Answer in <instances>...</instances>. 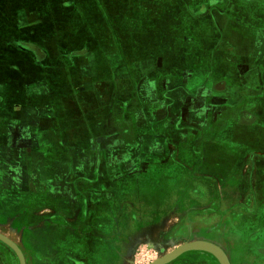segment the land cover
<instances>
[{
	"label": "crops",
	"instance_id": "1",
	"mask_svg": "<svg viewBox=\"0 0 264 264\" xmlns=\"http://www.w3.org/2000/svg\"><path fill=\"white\" fill-rule=\"evenodd\" d=\"M144 2L143 7L150 8V17L156 14L158 7V40L170 41L174 47L169 52L163 51L165 48L159 49L158 54L187 56L186 63L173 62L171 69L189 72L183 76L187 77L188 87L193 86L191 72L203 71L200 74L203 79L194 90L182 85L165 95L158 94L156 102L149 107L152 122L128 126L122 134L146 136L148 139L143 141L162 137L172 151L189 152L186 164L201 168L205 181L217 178L222 183L234 182L230 191L249 192L248 197L256 199L255 210L244 219H240L243 216L239 217L237 211L230 217L235 220L232 235L236 237L232 254L236 262L264 261V255L258 253L259 248L264 247V0ZM64 7L69 9L67 5ZM127 10L131 13L129 8ZM144 12L146 14L147 10ZM153 23L148 22L150 27H156V20ZM16 37L6 38L0 50V212L8 205L9 195L17 198L24 195L21 192L42 191L48 205L83 213L85 208L89 209L86 203L90 200L93 211H88L94 215L105 214L111 205L114 206L110 197L111 191L115 193L114 182L124 183L122 196L125 198L128 196L125 188L130 190L128 185L133 181H158L156 175L147 178L131 172L124 180L115 181L112 175L100 174L103 164L98 160L96 172L83 177L82 171L77 169L80 160L72 157L83 149L84 133L89 140H97V134L104 128L114 130L112 121L116 114H122L123 119L128 120L132 114H142L134 107L138 103L140 111L144 108L131 94L132 79L122 78L116 82L112 73L114 66L110 63L40 62L35 61L33 51L32 58L29 56L24 62L20 55L30 51L12 48ZM133 38L142 37L135 35ZM46 39L43 37V42ZM90 39L97 44V40ZM197 40L201 41L202 48H195ZM38 43L39 48L47 50L46 42V45ZM82 44L85 43L81 42L73 49ZM115 44L114 40L104 38L97 47L102 50L99 55L115 53V49L123 46L116 44V48ZM85 50L92 54L98 51L95 48ZM63 51H49L47 57L50 59L52 53L63 55ZM16 55L19 62L13 60L17 59ZM196 55L204 56V59L196 62L190 57ZM9 83L14 87H10L5 95ZM117 85L127 89L115 94ZM86 118H101L107 125L98 127L96 123H90L85 127ZM181 134L184 136L180 137ZM37 150L45 152L47 159L19 158L28 151ZM51 152H58V158L48 159ZM71 152L67 158V153ZM171 161L175 162L174 155ZM22 162L28 163L23 171L19 166ZM157 166L158 163L154 164ZM229 174L234 176L229 177ZM23 176L27 177L26 186ZM41 181H44L43 186H40ZM224 193L227 195L228 190ZM83 195L89 200L85 201ZM154 195L158 196L157 190ZM104 198L106 204H100L99 200ZM223 221L226 230L228 220ZM248 231L252 233L246 236Z\"/></svg>",
	"mask_w": 264,
	"mask_h": 264
},
{
	"label": "rangeland",
	"instance_id": "2",
	"mask_svg": "<svg viewBox=\"0 0 264 264\" xmlns=\"http://www.w3.org/2000/svg\"><path fill=\"white\" fill-rule=\"evenodd\" d=\"M144 1L146 0H0V45L10 36H18L14 41L11 39L12 48L30 51L20 55L22 61L26 62L29 56L32 58L34 52L35 61L40 62L66 61L90 65L110 63L114 66L112 73L116 82L122 78L132 79L131 94L144 108L140 111L138 103L134 107L142 114H132L130 120L123 119L122 114H116L112 121L114 130L104 128L102 133L97 134V140H89V136L84 133L83 149L72 156L80 160L77 169L82 171L83 177L96 172L98 160L103 164L100 166V174L104 172L109 177L112 175L115 181L124 180L130 172L147 178H154L156 175L158 180L155 183L133 181L128 185L130 190L125 188L129 198L122 196L124 183L114 182L115 193L111 191L110 194L114 206L111 205L107 213L97 215L90 212L93 208H90L91 201L87 195L83 197L85 201L89 200L86 206H89L90 211L85 208L83 213L48 205L46 194L42 191L32 194L20 191L24 195L17 198L9 195L6 200L8 205L0 212V227L6 229H0V232L18 244L26 264H151L194 240L217 244L226 252L231 264H240L232 254L236 237L232 235L235 220L230 217L235 211L239 217L243 216L240 219L249 216L257 207L256 199H250L249 192L246 191H229L235 185L234 182L222 183L217 178L205 181L201 168L195 169L186 164L189 152L172 151L162 141V137H150V141H143L146 136L122 134L128 126L152 122L149 107L156 102L158 94L165 95L182 85L188 87L187 77L183 76L189 72L171 69L173 62L186 63L187 56L158 54V7L156 14L150 17V8L143 7L146 4ZM64 5L69 6V9ZM121 6L125 8L121 9ZM154 20L157 26L150 27L148 22L153 25ZM135 35L142 38H133ZM95 36L99 38L95 39ZM153 36L154 39H151ZM43 37L47 38L44 42ZM90 38L97 40V44ZM104 38L123 46L118 49L115 44V53L99 55L102 50L97 47ZM35 41L41 44L46 42L49 45L47 50L39 48V43ZM161 41L162 46L159 48H165L163 51L169 52L174 48L170 41ZM81 42L85 44L73 49ZM194 46L196 49L202 48L201 41H195ZM87 48L98 49L97 54L86 52ZM58 49L65 50L64 54L52 53L48 59V52ZM120 50L137 53H117ZM15 57L17 60H13L18 61V55ZM190 57L196 62L204 59V56L199 55ZM201 72L203 71L191 72L193 86L188 87L189 90L196 89L202 82ZM10 87H14V84L9 83L5 95ZM121 87H114V93L127 89ZM90 123H96L98 127L107 125L101 118L84 119L85 127L90 126ZM232 146L238 147L235 144ZM71 155L72 152L67 153L66 157ZM173 155L175 162H170ZM57 156L58 152H51L48 159L58 158ZM19 158L36 161L47 159L45 152L43 154L38 150L28 151ZM157 163L158 166L154 167ZM25 165L28 163L19 164L22 171ZM232 176L234 175L229 177ZM23 179L26 186L27 177L23 176ZM43 185L44 181H41L40 186ZM226 189L227 195L224 193ZM155 190L158 192L156 197ZM99 201L100 204L107 202L106 198ZM219 207L224 210L223 219L228 220L226 230L224 222L222 230L219 229ZM215 222L216 226L213 227ZM45 225L52 227L42 228ZM251 233L252 231H248L246 236ZM0 264H20L15 250L1 239ZM163 264L221 263L214 254L199 248L186 250ZM247 264H264V261Z\"/></svg>",
	"mask_w": 264,
	"mask_h": 264
},
{
	"label": "water",
	"instance_id": "3",
	"mask_svg": "<svg viewBox=\"0 0 264 264\" xmlns=\"http://www.w3.org/2000/svg\"><path fill=\"white\" fill-rule=\"evenodd\" d=\"M0 239L15 250V252L17 253L20 259V264H26L24 254L16 242H14L12 239H10L8 236H6L1 232H0ZM199 248L205 249L211 252L212 254H214L218 258L221 264H231L228 255L222 248H220L217 244H214L206 240H194L192 242H187L179 246L175 250H173L170 254L164 256L163 258L158 259L157 261L151 264H163L164 262L172 259L176 255L186 250L199 249Z\"/></svg>",
	"mask_w": 264,
	"mask_h": 264
},
{
	"label": "flooded vegetation",
	"instance_id": "4",
	"mask_svg": "<svg viewBox=\"0 0 264 264\" xmlns=\"http://www.w3.org/2000/svg\"><path fill=\"white\" fill-rule=\"evenodd\" d=\"M148 1H149V0H148ZM150 38H151V39H154V36H153V37H150ZM156 43H157V40H156ZM157 44H158V47H161V46H162V41H161V40H158V43H157ZM1 49H2V44L0 45V50H1ZM159 49H160V48H158V50H159ZM161 50H162V49H160V51H161ZM1 52H2V51H1ZM16 60H17V59H16ZM18 62H19V60H18ZM230 190H231V189H229V191H230ZM231 192H233V191H231ZM219 211H220V212H219L220 214L218 213V216H220L219 229H221L222 226L224 225V223H223V222H224V221H223V220H224V219H223V218H224V215H223V214H224V210H223L222 207H219ZM221 213H222V214H221ZM215 215H216V214H215ZM222 215H223V216H222ZM215 226H216V222H215V224L213 225V227H215ZM50 227H52V226H46V225H45V227H42V228H45V229L47 228V229H48V228H50ZM223 227H224V226H223ZM40 229H41V228H40ZM220 231H221V230H220ZM255 233H257V232H255ZM255 233H254V234H255ZM233 245H234V244H233ZM258 253H259L260 255H264V247H260ZM253 259L256 260L257 257L254 256ZM247 263H249V262H248V261H240V264H247Z\"/></svg>",
	"mask_w": 264,
	"mask_h": 264
}]
</instances>
